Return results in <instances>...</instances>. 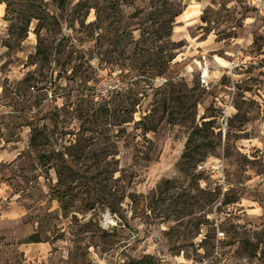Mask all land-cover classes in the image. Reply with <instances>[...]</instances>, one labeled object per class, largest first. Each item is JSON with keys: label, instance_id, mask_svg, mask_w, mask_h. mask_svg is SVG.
Segmentation results:
<instances>
[{"label": "rangeland", "instance_id": "rangeland-1", "mask_svg": "<svg viewBox=\"0 0 264 264\" xmlns=\"http://www.w3.org/2000/svg\"><path fill=\"white\" fill-rule=\"evenodd\" d=\"M0 152V264H264V4L0 0Z\"/></svg>", "mask_w": 264, "mask_h": 264}, {"label": "trees", "instance_id": "trees-1", "mask_svg": "<svg viewBox=\"0 0 264 264\" xmlns=\"http://www.w3.org/2000/svg\"><path fill=\"white\" fill-rule=\"evenodd\" d=\"M92 7H95L97 9V11H99L98 6L93 5ZM179 13H181V10H179L178 12H175L172 15V19L168 22V28L170 30H172L173 28V23L175 22V17H177L179 15ZM38 53L42 52L41 49L38 47ZM173 58V56H170L167 61H171ZM162 73V71H161ZM166 103V101H164V104ZM196 109H197V103L194 104V115L196 114ZM176 113V112H175ZM175 113L173 112H169L167 111V116L168 119L176 122L178 119H176ZM193 115V116H194ZM175 117V118H174ZM195 118V116H194ZM176 120V121H175ZM128 121V120H125ZM213 126V122L212 121H205L202 125V127L198 126L192 131V134L190 135V137L188 138L186 144H185V150L183 151L181 160H180V171L182 173H185L186 175H190L192 172L191 170L193 168L196 167L197 165V161H196V156H195V152H197V150L199 148H201L200 144L198 143V139L201 135V131L202 130H208L209 128H211ZM152 128H146V131L151 130ZM202 136V135H201ZM35 139L34 137L32 138V142H34ZM84 179L86 180L87 185L89 186L90 190H92V192L94 193H100L102 195V199L104 204L109 207V209L114 212V213H119L120 212V207H118L117 203L114 200H111L110 198H108L107 196H105L104 194H102L95 185H93L92 180L87 177V176H83ZM170 183L169 181H167L164 184H168ZM201 193L199 194H193L192 190H189L188 192H184L183 194H180L179 196L176 197L175 199V205H176V210H177V217L179 219L183 218L185 215L187 214H193L195 212H197L199 209H204L206 207V205L208 203H211L214 199V192L212 193V191L207 192L205 191V189H201ZM199 226V225H198ZM35 241V240H33Z\"/></svg>", "mask_w": 264, "mask_h": 264}, {"label": "built area", "instance_id": "built-area-1", "mask_svg": "<svg viewBox=\"0 0 264 264\" xmlns=\"http://www.w3.org/2000/svg\"><path fill=\"white\" fill-rule=\"evenodd\" d=\"M246 1H248L250 5L252 4L257 7L264 4V0H246ZM206 71L207 70L202 71L203 82H206L207 77L209 76L208 71L207 73ZM198 168L200 170L206 171L209 175H211V178L216 185L224 186V188H226L227 175H226V164L224 160H222L221 158L207 160L206 162L200 163L198 165ZM218 236L222 238L223 236H225V232L218 231Z\"/></svg>", "mask_w": 264, "mask_h": 264}, {"label": "crops", "instance_id": "crops-1", "mask_svg": "<svg viewBox=\"0 0 264 264\" xmlns=\"http://www.w3.org/2000/svg\"><path fill=\"white\" fill-rule=\"evenodd\" d=\"M5 156H6V155H5L4 153H1V152H0V161H2L3 158H4Z\"/></svg>", "mask_w": 264, "mask_h": 264}, {"label": "bare ground", "instance_id": "bare-ground-1", "mask_svg": "<svg viewBox=\"0 0 264 264\" xmlns=\"http://www.w3.org/2000/svg\"><path fill=\"white\" fill-rule=\"evenodd\" d=\"M206 73H207V71H206Z\"/></svg>", "mask_w": 264, "mask_h": 264}]
</instances>
